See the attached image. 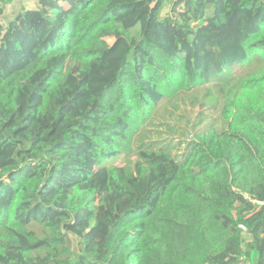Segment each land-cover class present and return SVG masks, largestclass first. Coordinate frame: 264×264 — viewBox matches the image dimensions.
Wrapping results in <instances>:
<instances>
[{"label":"trees","instance_id":"trees-1","mask_svg":"<svg viewBox=\"0 0 264 264\" xmlns=\"http://www.w3.org/2000/svg\"><path fill=\"white\" fill-rule=\"evenodd\" d=\"M9 1L0 264H264V0Z\"/></svg>","mask_w":264,"mask_h":264},{"label":"crops","instance_id":"crops-1","mask_svg":"<svg viewBox=\"0 0 264 264\" xmlns=\"http://www.w3.org/2000/svg\"><path fill=\"white\" fill-rule=\"evenodd\" d=\"M22 6L33 8L36 6V0H11L4 7V13L1 18L6 21L15 16Z\"/></svg>","mask_w":264,"mask_h":264},{"label":"rangeland","instance_id":"rangeland-1","mask_svg":"<svg viewBox=\"0 0 264 264\" xmlns=\"http://www.w3.org/2000/svg\"><path fill=\"white\" fill-rule=\"evenodd\" d=\"M169 8H170V5H169V3H167L165 5V7L163 8L162 13L165 14L169 10ZM3 13H4V11H3ZM186 106H188V105L183 104L176 110V114H177L176 116L180 117L178 120H169L168 119V122L170 124H172L173 126H175V127L180 126V130H181V126L186 122V119L191 115V111L189 109H187V110L185 109ZM204 107H206V106H204ZM198 111H199V106H197L194 109V114L196 115ZM216 120H217L216 121L217 123H220V119H216ZM164 128H162V129H164Z\"/></svg>","mask_w":264,"mask_h":264},{"label":"built area","instance_id":"built-area-1","mask_svg":"<svg viewBox=\"0 0 264 264\" xmlns=\"http://www.w3.org/2000/svg\"><path fill=\"white\" fill-rule=\"evenodd\" d=\"M239 227L241 228L243 233H246L248 230L246 224H244V223H240ZM237 264H251L247 254L245 252L238 255Z\"/></svg>","mask_w":264,"mask_h":264}]
</instances>
